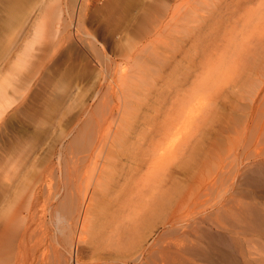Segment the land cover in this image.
I'll list each match as a JSON object with an SVG mask.
<instances>
[{"label": "rangeland", "instance_id": "1", "mask_svg": "<svg viewBox=\"0 0 264 264\" xmlns=\"http://www.w3.org/2000/svg\"><path fill=\"white\" fill-rule=\"evenodd\" d=\"M13 14L0 11L6 264H174L177 231L200 249L264 202V0H22ZM139 77L154 85L132 108Z\"/></svg>", "mask_w": 264, "mask_h": 264}, {"label": "bare ground", "instance_id": "2", "mask_svg": "<svg viewBox=\"0 0 264 264\" xmlns=\"http://www.w3.org/2000/svg\"><path fill=\"white\" fill-rule=\"evenodd\" d=\"M21 1L22 0H0V11H6V17L8 16V18L6 20L8 23V26H10L11 22L16 18V15L13 14V9H15V7L20 5ZM24 1H26V0H24ZM54 13L55 12L53 11V14ZM49 25H51V24H49ZM53 25H54V23H53ZM0 27H1V24H0ZM41 28L42 27L40 24H38L36 26L35 38L40 33ZM137 82H138L137 83L138 86H135L134 89H130V95L135 99L132 102L133 105H130V106H132V108H135V106H137L138 101L143 99L145 96H147L151 92L152 86L154 85V83H151L152 81H150V80L147 81V78H145V77H139ZM5 83H7V82H5ZM5 83H3V82L0 83V107L6 106V103L8 101L6 99L7 97L5 96V90H4V84ZM147 84H149L150 86H148ZM169 144H170L169 147L165 146L166 148H164V150L163 149L160 150L161 155L166 153L167 150H169V148L172 147L173 144L171 145V142ZM162 198H163V195H162ZM164 199H166V198H164ZM89 200H91L90 197L84 196L83 200H82V203H83L82 205H85V207L88 208V206L90 204ZM166 200H168V199H166ZM262 200L264 201V199H262ZM157 202L159 203V201H157ZM11 203L13 204V202L10 201L8 203V205L10 204V206H11ZM258 203L259 202H254L251 204L248 203L247 205H246V203H244V205H245L244 209L239 207L243 210H242V214H238L237 218H238V221L245 222V224H242V226L238 225L239 227H237L235 225L236 227H234V228H224V229L221 228L223 230H221V231L219 230L220 235L217 238L212 237L214 230L208 229L209 233H210L208 235H210V236H208L209 238H207V240L205 241L206 242V243H204L205 246H203L201 248L199 247L200 249H196L197 248L196 245L191 246V244H190V242H188L187 238L184 237L186 234H183V233H180L177 231V233L174 234L175 240L173 243L174 244L173 245L174 246V250H173L174 251V256H173L174 264H252L255 261L258 264H264V247L263 246L257 247L256 243H255L256 240L253 238L254 236L256 237L257 235L258 236H260V235L264 236V227H263V222H264V204L263 203L264 202H262L261 204H258ZM161 204L160 203L158 204L159 207ZM155 205H156V203H155ZM2 206L0 208H2ZM9 208H11V207H9ZM4 211H8V210H4ZM234 211H236V210H234ZM239 213H241V212H239ZM229 215H231V214H229ZM24 216L26 217L27 215H24ZM235 216H236V214L234 215V217ZM8 217L9 216L6 215L5 218H8ZM14 219H16V218H11L10 220L6 221V226H8V229H10L9 228L10 225L12 226V224H14L16 222ZM20 220H21V218H20ZM137 220L138 221H136V220L132 221L130 224H128V226L125 225L126 227H128L127 229L130 230L129 234H127V235H129L128 239L131 240V242H130L131 246L134 242H135V244H137V242H138L137 246L141 245L140 242L143 241L144 237H145L144 235H140V234H142L140 232V230L143 229L144 223H146L147 221H145L144 219H140V218H138ZM1 222H3V221H1ZM18 223H20V221ZM18 223L16 224V227H18V225H19ZM229 225H232V224L230 223ZM232 226H234V225H232ZM5 227H3V228H5ZM122 231L123 230L119 231L120 235H122L120 233ZM126 231L127 230H125V232ZM13 232H14V234H16L15 232H17V231H13ZM13 232H11V234H13ZM80 233H81V231H80ZM76 236H77V234H76ZM122 236H123V238H125L124 235H122ZM122 236H121V239H123ZM10 238H13V237L11 236ZM74 238L75 237L70 238L71 240H69V244L71 246L74 245V247H76L74 244ZM3 240L4 239H2L1 242ZM195 240H193V241H195ZM8 241L10 243L11 241H14V240L11 239V241H10V239H9ZM196 242H197V240H196ZM1 244L2 243H0V246H1ZM3 244H2V247H0V248H3L6 246V245L3 246ZM6 244H8V243L6 242ZM13 244H14V242L11 243V246ZM9 246L10 245H8V250H7L8 252H9ZM5 250H6V248H4V251ZM2 251H0V253H2L1 254L2 260H0V264H6L7 263L6 257H5L6 254H4V252H2ZM11 252L12 251H10V253ZM41 255H43V252L41 253ZM76 256H75V258H76Z\"/></svg>", "mask_w": 264, "mask_h": 264}]
</instances>
